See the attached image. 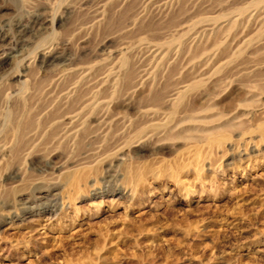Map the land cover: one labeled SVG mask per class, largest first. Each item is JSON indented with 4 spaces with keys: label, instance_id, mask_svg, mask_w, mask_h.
<instances>
[{
    "label": "rangeland",
    "instance_id": "obj_1",
    "mask_svg": "<svg viewBox=\"0 0 264 264\" xmlns=\"http://www.w3.org/2000/svg\"><path fill=\"white\" fill-rule=\"evenodd\" d=\"M0 31V264H264V0H0Z\"/></svg>",
    "mask_w": 264,
    "mask_h": 264
},
{
    "label": "bare ground",
    "instance_id": "obj_2",
    "mask_svg": "<svg viewBox=\"0 0 264 264\" xmlns=\"http://www.w3.org/2000/svg\"><path fill=\"white\" fill-rule=\"evenodd\" d=\"M3 31V30H2ZM4 32V31H3ZM3 35H2V32L0 31V40H3ZM69 92H71V91H68V93ZM182 92V89L180 90V89H178L172 96H171V98H170V101L169 102H171V103H173L174 101H176L177 100V97L180 95V93ZM90 107V106H89ZM73 111H74V108H72L71 110H68L65 114H71V115H69V116H66V117H64V119H66V120H68L67 122H66V124L67 123H69V124H72L73 123V126H72V128H74L75 127V125L76 126H78V124H79V122L77 123V124H74V121L75 120H78V117H79V113L78 112H75V113H73ZM73 113V114H72ZM64 119H62V121H64ZM64 123V122H63ZM65 124V123H64ZM69 129H70V127H69ZM71 130V129H70ZM4 149V148H3Z\"/></svg>",
    "mask_w": 264,
    "mask_h": 264
}]
</instances>
